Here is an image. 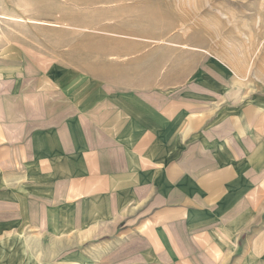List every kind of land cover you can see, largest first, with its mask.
Returning a JSON list of instances; mask_svg holds the SVG:
<instances>
[{"label": "crops", "instance_id": "obj_1", "mask_svg": "<svg viewBox=\"0 0 264 264\" xmlns=\"http://www.w3.org/2000/svg\"><path fill=\"white\" fill-rule=\"evenodd\" d=\"M44 7L68 43L0 53V264H264V82L136 2Z\"/></svg>", "mask_w": 264, "mask_h": 264}, {"label": "rangeland", "instance_id": "obj_2", "mask_svg": "<svg viewBox=\"0 0 264 264\" xmlns=\"http://www.w3.org/2000/svg\"><path fill=\"white\" fill-rule=\"evenodd\" d=\"M56 0H0V53L6 45L21 44L29 39L30 44L38 40L49 49L58 44H67L69 36L63 31L55 35V26L50 19L37 20L38 7L49 15ZM64 1V0H63ZM113 1V0H111ZM136 2L139 11L150 19V13L158 11V19L171 27L175 21H184L192 28L198 25L205 29L207 43L215 46L221 59L233 66L239 74L264 82V0H117V2ZM40 21V22H39ZM150 21V20H149ZM148 21V22H149ZM56 37V38H55ZM44 45V46H45ZM15 246L0 243L2 259L6 250ZM176 258H169L165 264H208L211 260L200 261L188 257H196L199 252L208 251L211 246L192 245L196 251L191 252L188 245L171 244ZM177 249V250H176ZM129 247L127 248V251ZM165 250V249H164ZM165 253L169 256L170 254ZM28 252L25 262L30 263ZM183 256V257H182ZM185 256V257H184ZM24 262V261H23ZM123 264H162L159 260L148 261L127 259Z\"/></svg>", "mask_w": 264, "mask_h": 264}]
</instances>
